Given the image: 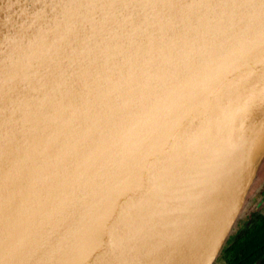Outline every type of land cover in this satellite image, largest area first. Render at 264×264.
Returning <instances> with one entry per match:
<instances>
[{
	"label": "water",
	"instance_id": "obj_1",
	"mask_svg": "<svg viewBox=\"0 0 264 264\" xmlns=\"http://www.w3.org/2000/svg\"><path fill=\"white\" fill-rule=\"evenodd\" d=\"M263 157L264 0H0V264H212Z\"/></svg>",
	"mask_w": 264,
	"mask_h": 264
},
{
	"label": "bare ground",
	"instance_id": "obj_2",
	"mask_svg": "<svg viewBox=\"0 0 264 264\" xmlns=\"http://www.w3.org/2000/svg\"><path fill=\"white\" fill-rule=\"evenodd\" d=\"M232 179L233 175L229 172L225 175H222L217 181L213 183L209 193L206 196L207 205L205 204L202 206L204 211L206 210L205 212L203 211L204 214L202 215L203 223L201 226L193 229L194 234H199L201 231L209 230V227H211V225L224 219V215L227 212L226 208H228V205H226L225 208L224 205L229 199ZM219 200H221V202ZM196 236L194 237V239L193 237H190L188 246L181 248L180 252H182V254L179 255L178 258H176V264H194L196 249L198 248Z\"/></svg>",
	"mask_w": 264,
	"mask_h": 264
},
{
	"label": "rangeland",
	"instance_id": "obj_3",
	"mask_svg": "<svg viewBox=\"0 0 264 264\" xmlns=\"http://www.w3.org/2000/svg\"><path fill=\"white\" fill-rule=\"evenodd\" d=\"M252 167L249 170V173L247 175L249 182L245 190V194L243 197L241 207L238 210V214L232 225V228L230 229L228 233V236L235 232L241 220L245 216H247V214L250 211L252 210L263 211L264 210V157L262 159L261 165L259 166L257 172L254 171V168H255L254 165H252ZM254 238L255 236L253 234H250V239H254ZM245 252H246V249L239 250L237 252L235 260L233 261V264H239L242 260H245L246 258ZM218 254L216 258L213 260L212 264H225Z\"/></svg>",
	"mask_w": 264,
	"mask_h": 264
},
{
	"label": "flooded vegetation",
	"instance_id": "obj_4",
	"mask_svg": "<svg viewBox=\"0 0 264 264\" xmlns=\"http://www.w3.org/2000/svg\"><path fill=\"white\" fill-rule=\"evenodd\" d=\"M253 213L257 214L258 217H264V210L263 211H258V210H252L250 211L247 216H245L239 226L237 227V229L235 230L234 233L230 234L227 238H226V243L224 244V247L230 245V243L235 239L236 236H238L239 234H242L244 236H246V238H244L245 240L243 241V243L238 247V249L235 250V252H227L226 250H224L223 252H219V257L223 260V262L225 264H233V261L236 258L237 252L241 249H246L245 252V260H242L239 264H261L260 263V258H257L255 260H253L252 262L249 263V259L256 254V252H252L250 247H248V242L250 241H255L257 236L254 232L251 231L250 226L252 225L253 222ZM250 234H253L255 236L254 239H250ZM263 243L259 242V245L257 246V248H262ZM226 251V252H225ZM233 254V256H232ZM229 260H231L229 262Z\"/></svg>",
	"mask_w": 264,
	"mask_h": 264
},
{
	"label": "trees",
	"instance_id": "obj_5",
	"mask_svg": "<svg viewBox=\"0 0 264 264\" xmlns=\"http://www.w3.org/2000/svg\"><path fill=\"white\" fill-rule=\"evenodd\" d=\"M253 222L252 225L250 226V229L252 232H254L257 236L255 241H250L248 242V247H250L252 252H256L255 255H253L249 259V263L252 262L253 260L260 258V263L264 264V217H258L257 214L253 213ZM246 236L239 234L238 236L235 237V239L228 245L227 247L224 245L221 247L220 251L223 252L226 250L227 252H235L236 249L243 243L245 240ZM259 242L263 243L262 248H257L259 245ZM226 243V241H225ZM224 243V244H225ZM225 251V252H226ZM233 256V254H232ZM231 260H229L230 262Z\"/></svg>",
	"mask_w": 264,
	"mask_h": 264
}]
</instances>
